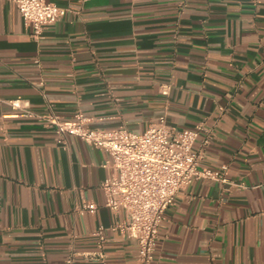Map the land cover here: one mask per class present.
<instances>
[{"label": "crops", "instance_id": "0c3cea01", "mask_svg": "<svg viewBox=\"0 0 264 264\" xmlns=\"http://www.w3.org/2000/svg\"><path fill=\"white\" fill-rule=\"evenodd\" d=\"M50 1L65 13L34 39L0 0V264H137L112 228L124 211L104 205L108 154L59 139L35 116L49 112L134 133L160 116L200 127L199 166L224 180L177 192L151 264H264V0Z\"/></svg>", "mask_w": 264, "mask_h": 264}, {"label": "built area", "instance_id": "2783aa9c", "mask_svg": "<svg viewBox=\"0 0 264 264\" xmlns=\"http://www.w3.org/2000/svg\"><path fill=\"white\" fill-rule=\"evenodd\" d=\"M13 2L34 39L41 38L47 26L57 22L65 13L64 7L50 0ZM169 88V84L163 85L161 94L167 95ZM11 105L19 107L16 100L11 101ZM27 114L32 116L29 112ZM35 116L59 139L64 135L75 136L108 154L106 164L112 173L101 183L104 205L114 212L124 211V220L112 228L136 241L137 264H151L164 212L180 189L200 178L224 180V167L215 170L199 166L200 155L192 147L200 127L173 130L165 125L164 116H160L154 125L141 133H134L124 127L93 128L91 119L80 112L68 120L50 112ZM95 209L92 202H86L82 207L83 212ZM93 235L97 246L95 255L101 258L104 256V227L99 226ZM70 262L68 259L67 263Z\"/></svg>", "mask_w": 264, "mask_h": 264}]
</instances>
